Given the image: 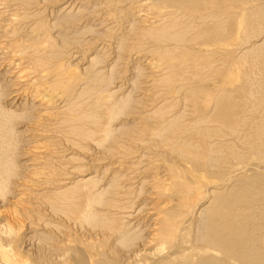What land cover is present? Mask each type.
<instances>
[{"label":"bare ground","instance_id":"obj_1","mask_svg":"<svg viewBox=\"0 0 264 264\" xmlns=\"http://www.w3.org/2000/svg\"><path fill=\"white\" fill-rule=\"evenodd\" d=\"M64 1L0 0V264H264V0H98L127 94Z\"/></svg>","mask_w":264,"mask_h":264},{"label":"rangeland","instance_id":"obj_2","mask_svg":"<svg viewBox=\"0 0 264 264\" xmlns=\"http://www.w3.org/2000/svg\"><path fill=\"white\" fill-rule=\"evenodd\" d=\"M65 1H67V0H65ZM64 1V2H65ZM147 1V0H146ZM150 0H148L147 2H149ZM80 2V3H79ZM84 2L86 3V5H88V6H84L85 4H84ZM114 3V5L112 6V9H111V14L109 13V8H107L108 6H102L103 4H99L98 3V0H94V2H92L93 3V5H92V3L91 2H86V1H83V3H82V0L80 1H76V0H68L67 2H65V3H71V6H77L75 9L74 8H72L73 9V11H75V12H77L79 9H80V12L79 13H82L83 15H84V17L82 18V21L84 22V24H91L92 25V23H93V25H92V27H95L94 28V31L93 32H88V33H85V37L87 38V40H88V43L86 44V47L88 48V46H91V48H89V50L88 49H86L87 50V53H88V55L89 54H93V53H95V54H93L94 56L96 55V52H95V50L94 49H92V47H94L95 46V44H96V46L95 47H97L98 49H97V51L99 50L101 53H99L98 55L100 56V57H102V58H104L105 57V61L103 60V59H101L102 60V62H101V64H99L98 65V68H100L101 70H103L104 72H105V74H109V75H113V82L115 81V83L116 84H118V83H120L122 80V83H124V87L120 90V91H118L117 92V94H127L128 93V91H131V90H133V86H130V84L131 85H134V83H132V80H128V78L129 77H132V75H134V73L136 72V70L134 69V64L135 63H137V62H135V60L132 58V61H130L129 60V58L126 60V58H123L122 60H118V62H115L116 60H117V56H116V54L118 55L119 54V52H118V50L120 49V46L118 45V39L120 38V35L122 34L121 33V26H120V23L122 22V25L123 26H125V25H128L129 26V28H128V30H126L125 31V35H127V36H129L130 37V40H128L127 41V43L128 44H130V45H134V40H133V38H135V35H134V32H133V30H132V24L131 23H128L127 24V22H124V21H128V19L127 20H125L124 18L127 16V13L125 12L126 11V8H124V9H122L124 6H125V3L123 2L122 4H121V2H119V1H116V2H118V3H116L115 1H113ZM126 2V1H125ZM147 2H144V4L146 3L147 4ZM261 2V0L258 2V3H260ZM116 3V4H115ZM56 4H58V1L56 2ZM66 4V5H67ZM75 4V5H74ZM118 4V5H117ZM121 4V5H120ZM146 4H145V6H146ZM116 6H117V8H116ZM90 7H92V8H90ZM143 9L144 10H142L141 11V13L139 14V15H141V14H144L143 13V11L146 13V12H148V10L146 9V7L144 8L143 7ZM89 10V11H88ZM108 10V11H107ZM81 11H83V12H81ZM87 11V12H86ZM91 11V12H90ZM86 12V13H85ZM150 12V11H149ZM148 12V13H149ZM88 13V14H87ZM105 13V14H104ZM91 14V15H90ZM98 15V17H97V15ZM107 14V15H106ZM115 16V17H113V16ZM102 18H101V17ZM122 16H125V17H122ZM111 17V18H110ZM115 18V19H113V18ZM94 20H93V19ZM100 18L102 19L101 21H100ZM129 18V17H128ZM131 18V17H130ZM129 18V19H130ZM92 19V20H91ZM108 19H110V20H108ZM118 21H117V20ZM122 19V20H121ZM113 21V22H112ZM96 22V23H95ZM114 23V24H113ZM98 26V27H97ZM104 27H105V29H104ZM112 27V28H111ZM98 28V29H97ZM109 28H111L110 30H109ZM99 30H101V32L99 31ZM106 30H109V31H111L110 32V34L109 33H103L104 31H106ZM96 31H99L100 33H103L104 35H107V36H104L103 34H101L100 36H96ZM93 33V34H92ZM115 33V34H114ZM88 34V35H87ZM90 35V36H89ZM124 35V36H125ZM89 36V37H88ZM92 37H93V39H96V40H94L93 41V39H92ZM95 37V38H94ZM107 37V38H106ZM118 38V39H117ZM93 42H92V41ZM131 41V42H130ZM228 42H229V46L230 47H233V46H235V43H236V40H235V37L234 38H230V39H228ZM240 42V41H239ZM98 45V46H97ZM119 46V49L117 48ZM135 48H137L136 46H134V50H135ZM102 49V50H101ZM117 50V51H116ZM138 50V53L139 52H141V54L140 55H142V53L144 52L143 50H139V49H137ZM90 51V52H89ZM98 51V52H99ZM120 51V50H119ZM72 52H76L75 50L73 51L72 50ZM84 52V51H83ZM103 54V55H102ZM125 54V53H124ZM81 55V54H80ZM135 55V54H134ZM116 56V57H115ZM115 57V58H114ZM108 58H109V64H108ZM147 58H143L141 61L143 62V63H146L147 62V60H146ZM115 62H113V61ZM127 61V62H124V61ZM144 60L146 61V62H144ZM129 61V62H128ZM77 62H78V64H77ZM77 62H76V60H74V63H73V61L71 62L73 65H76V66H72L71 68L69 67V69L70 70H72V71H75L76 70V73L75 74H80V73H82V77H84V74H85V72L86 71H84L83 69H84V67L85 66H89V64L87 65V63H86V61H82V59H79V60H77ZM83 62V63H82ZM111 62H113L114 64H117V65H114V66H110V64H111ZM139 62V61H138ZM140 63L139 64V66L140 67H142V65H143V63ZM155 62V61H154ZM107 65H106V64ZM119 63V64H118ZM85 64V65H84ZM97 65V61H95V63H94V65ZM128 64H130V65H128ZM131 64H133L132 66H131ZM81 65V66H80ZM106 65V66H105ZM80 66V67H79ZM82 66H84L83 68H82ZM101 66H103V68L101 67ZM116 66H117V68H116ZM75 67H77V68H75ZM133 70H132V69ZM143 68V67H142ZM109 69V70H108ZM112 69H114L115 71H113ZM151 69H152V67H151ZM80 70H81V72H80ZM111 70V71H110ZM82 71H84V74H83V72ZM110 71V72H109ZM145 71H147V73L149 74V72H148V69L147 70H145ZM113 72H115V73H113ZM119 72V73H118ZM118 73V74H117ZM74 74V75H75ZM76 76V75H75ZM115 77V78H114ZM127 81H128V83H127ZM112 86H113V84H112ZM127 87V88H126ZM130 87V88H129ZM112 88V87H111ZM124 89V90H123ZM125 92V91H127V93L125 92V93H123V91ZM122 91V92H121ZM140 91V90H139ZM138 91H135V93H137ZM134 93V94H135ZM116 94V95H117ZM115 95V97H118V96H120V95H118V96H116ZM135 95H138V94H135ZM21 112H23V113H25L23 116H19V118H25V116L27 115V111H23V110H21V109H19L18 110V113H21ZM17 113V114H18ZM31 138H35L36 139V137L34 136V137H31ZM32 144V143H31ZM100 149L97 147H94L93 148V150L92 151H95V152H98ZM142 151V150H141ZM140 151V152H141ZM139 152V153H140ZM258 162V159L256 158V159H253V160H251L250 162H249V164L250 165H252V166H254V165H256V163ZM100 163H102V162H100ZM143 165H144V163H143ZM39 168V167H38ZM38 172H41V170H37ZM42 173V172H41ZM36 177V176H35ZM35 177H34V179H35ZM144 208H147V206L146 207H144ZM129 211V210H128ZM35 219H36V217H34ZM133 221L135 222V224H137L136 223V220L135 219H133ZM137 226V225H136ZM80 229H78L79 230V232L81 231V229H82V227H79ZM83 231V230H82ZM107 243V242H106ZM106 247H108L109 248V246L108 245H105ZM26 255H28V254H26ZM26 255H25V257H26ZM28 257V256H27ZM29 257H32V254H30V256Z\"/></svg>","mask_w":264,"mask_h":264},{"label":"clouds","instance_id":"obj_3","mask_svg":"<svg viewBox=\"0 0 264 264\" xmlns=\"http://www.w3.org/2000/svg\"><path fill=\"white\" fill-rule=\"evenodd\" d=\"M15 235V232H9V233H3V232H0V237H2L3 239H6V240H10L13 238V236ZM3 253V249L0 248V255H2Z\"/></svg>","mask_w":264,"mask_h":264}]
</instances>
